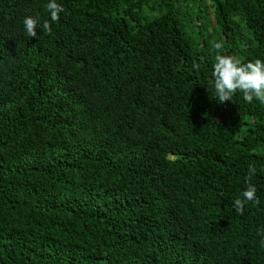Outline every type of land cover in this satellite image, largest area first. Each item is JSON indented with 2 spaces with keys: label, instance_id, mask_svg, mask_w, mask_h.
Here are the masks:
<instances>
[{
  "label": "trees",
  "instance_id": "trees-1",
  "mask_svg": "<svg viewBox=\"0 0 264 264\" xmlns=\"http://www.w3.org/2000/svg\"><path fill=\"white\" fill-rule=\"evenodd\" d=\"M48 2L0 0V264H264V104L211 75L264 0Z\"/></svg>",
  "mask_w": 264,
  "mask_h": 264
},
{
  "label": "clouds",
  "instance_id": "clouds-1",
  "mask_svg": "<svg viewBox=\"0 0 264 264\" xmlns=\"http://www.w3.org/2000/svg\"><path fill=\"white\" fill-rule=\"evenodd\" d=\"M45 8L50 14L51 22H58L60 13L65 11L62 5L56 3V0H49ZM39 23V16H29L23 19L24 29L29 37H37L36 28ZM42 28L45 33L51 35L49 20L43 21ZM213 47L221 50L223 46L215 43ZM193 67L198 69L199 65L194 63ZM211 75L215 94L220 104L232 101V97L238 91L243 93L244 101L251 103L255 99L264 104V61L256 59L254 62L244 63L235 55H216ZM255 172V167L249 165V174L245 178L246 188L240 193V198L234 200V208L240 215L243 214L247 203L256 205L260 203L256 196L257 188L250 182ZM257 235L261 237V247H264V228L259 229Z\"/></svg>",
  "mask_w": 264,
  "mask_h": 264
}]
</instances>
